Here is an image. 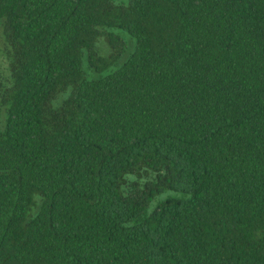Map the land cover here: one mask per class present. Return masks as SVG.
Listing matches in <instances>:
<instances>
[{
    "label": "trees",
    "instance_id": "1",
    "mask_svg": "<svg viewBox=\"0 0 264 264\" xmlns=\"http://www.w3.org/2000/svg\"><path fill=\"white\" fill-rule=\"evenodd\" d=\"M123 1L0 0V264H264V0Z\"/></svg>",
    "mask_w": 264,
    "mask_h": 264
},
{
    "label": "rangeland",
    "instance_id": "2",
    "mask_svg": "<svg viewBox=\"0 0 264 264\" xmlns=\"http://www.w3.org/2000/svg\"><path fill=\"white\" fill-rule=\"evenodd\" d=\"M116 1L118 3L124 2L123 0H116ZM124 36L129 41V51L133 50L134 45H135L134 40L127 34ZM2 38H3V33H2V27L0 25V82L8 75V70H7L8 69V61H7V58L3 52L4 46H3V41H2L3 39ZM0 119H3V116H1ZM169 194L165 193L159 199L165 198V197L169 196ZM158 200H156L154 204H156Z\"/></svg>",
    "mask_w": 264,
    "mask_h": 264
}]
</instances>
